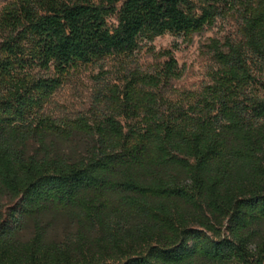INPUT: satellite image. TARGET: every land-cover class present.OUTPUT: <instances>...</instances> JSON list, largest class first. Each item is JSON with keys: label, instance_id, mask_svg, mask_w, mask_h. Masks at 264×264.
I'll return each mask as SVG.
<instances>
[{"label": "trees", "instance_id": "obj_1", "mask_svg": "<svg viewBox=\"0 0 264 264\" xmlns=\"http://www.w3.org/2000/svg\"><path fill=\"white\" fill-rule=\"evenodd\" d=\"M226 12L237 36L206 44L201 92L166 95L183 74L167 53L106 83L95 121L45 113L78 68ZM0 15V264H264V0H9Z\"/></svg>", "mask_w": 264, "mask_h": 264}, {"label": "rangeland", "instance_id": "obj_2", "mask_svg": "<svg viewBox=\"0 0 264 264\" xmlns=\"http://www.w3.org/2000/svg\"><path fill=\"white\" fill-rule=\"evenodd\" d=\"M8 3L9 0H0V14ZM1 17L2 15H0V43L6 34L1 28ZM238 28L235 12H226L213 26H208L200 33H194L186 39L172 34L157 37L155 42L144 47L134 61L128 60L124 63L117 58L109 57L100 64L80 67L69 74L63 86L49 100L45 113L60 123L80 116L95 121L99 113L107 108L106 103L102 101L107 93L106 83L122 86L127 69H141L143 72L155 73L156 67L167 60L165 56L167 53H172L177 58L183 74L172 81L165 91L166 95L177 100L181 94L201 92L204 86L211 82V73L215 67L206 44H209L212 38L224 39L237 36ZM83 147L84 141L80 137L69 143L66 151L80 155ZM10 202L6 197L0 198V206ZM31 232V229H27L26 236H30ZM57 234L63 236L64 229L60 228Z\"/></svg>", "mask_w": 264, "mask_h": 264}]
</instances>
